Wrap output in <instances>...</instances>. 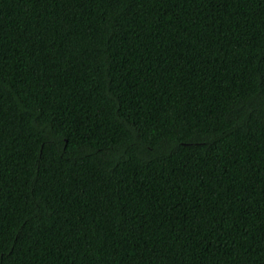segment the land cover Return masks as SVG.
Returning a JSON list of instances; mask_svg holds the SVG:
<instances>
[{
  "label": "trees",
  "instance_id": "trees-1",
  "mask_svg": "<svg viewBox=\"0 0 264 264\" xmlns=\"http://www.w3.org/2000/svg\"><path fill=\"white\" fill-rule=\"evenodd\" d=\"M0 264H264V0H0Z\"/></svg>",
  "mask_w": 264,
  "mask_h": 264
}]
</instances>
